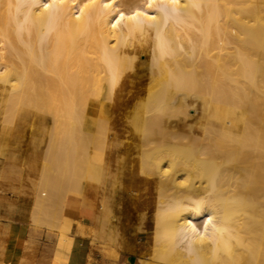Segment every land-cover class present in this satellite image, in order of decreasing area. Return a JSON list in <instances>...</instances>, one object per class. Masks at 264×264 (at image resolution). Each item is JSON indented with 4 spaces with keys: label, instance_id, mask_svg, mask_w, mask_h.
I'll return each mask as SVG.
<instances>
[{
    "label": "bare ground",
    "instance_id": "obj_1",
    "mask_svg": "<svg viewBox=\"0 0 264 264\" xmlns=\"http://www.w3.org/2000/svg\"><path fill=\"white\" fill-rule=\"evenodd\" d=\"M0 107L55 144L35 210L85 180L106 226L115 187L153 183L156 264H264V0H0ZM21 233L0 264H26Z\"/></svg>",
    "mask_w": 264,
    "mask_h": 264
},
{
    "label": "rangeland",
    "instance_id": "obj_2",
    "mask_svg": "<svg viewBox=\"0 0 264 264\" xmlns=\"http://www.w3.org/2000/svg\"><path fill=\"white\" fill-rule=\"evenodd\" d=\"M141 55L140 63H147V55ZM192 110L191 115H195L196 111ZM130 111L131 109L128 110V112ZM3 114V109L0 107V228L7 226L10 230L15 228L22 230L20 240H16L15 243L21 248L22 255L26 257V264H41L38 260L42 253L41 248L47 246L50 242H54L55 253L58 245L65 244L61 236L65 237L67 234L85 239L86 249L89 251L88 261L93 264H124L127 259H129L130 264H136L138 260L156 264L153 256L155 231L153 217L156 212L154 205L158 193H156L153 183H145L138 180L136 183L130 184L129 181L124 180L120 187H115L112 190L115 202L113 201L111 208L114 221L108 222L106 226L97 225L93 228L92 223L83 224L67 217L65 204L68 198L75 197L71 195L66 199L64 209L61 207V209L53 210V212L52 209L50 211H37L38 209L36 207L35 210L34 204L40 198L38 194H41V191H45L39 186L41 175L46 167L45 174L56 175V172L48 164V159L45 160V153L43 152L49 147L47 146L48 143L51 144L50 146L55 144L52 142L53 139L50 140L51 143L48 142L50 139L48 132L37 139L33 138V132L37 126L31 127L27 124L25 126H4L5 123L2 121L5 115ZM115 116L116 114H114ZM119 118L121 119V117ZM123 120H126V118ZM124 125L127 126L126 122H124ZM46 129L50 131L48 126H46ZM51 138H54V136H51ZM128 141L131 142L132 139L128 138ZM40 167L43 172L40 171ZM140 176L145 178L142 174ZM150 179L154 180L155 177H150ZM82 184L85 186L83 196L76 198L88 204L89 186L85 180L82 181ZM94 193L97 195L94 197V204L98 213L100 193L98 185H96ZM42 197L48 198V193ZM32 209L34 212H32ZM56 211L59 217L58 215L56 216L57 213L53 217ZM19 221H24V224L22 225ZM91 228L94 229L92 236L89 235V229ZM100 236L101 239H99ZM99 242L102 244H99ZM68 244L67 247H71V243ZM75 247L72 248L73 252ZM96 247L97 250L95 249ZM69 249L71 250V248ZM49 261L51 264L58 263L53 258L49 259ZM63 261L61 264H69L70 259L64 258Z\"/></svg>",
    "mask_w": 264,
    "mask_h": 264
},
{
    "label": "crops",
    "instance_id": "obj_3",
    "mask_svg": "<svg viewBox=\"0 0 264 264\" xmlns=\"http://www.w3.org/2000/svg\"><path fill=\"white\" fill-rule=\"evenodd\" d=\"M95 208L90 207L83 200L79 198H68L65 204V214L72 220L79 221L83 224H91V218L96 215ZM6 228V227H5ZM5 228L2 230L4 231ZM0 230V232H2ZM10 230V229H9ZM1 239L4 243H8L10 236L8 234L2 235ZM55 250V243L50 242L47 246L41 248V257H39V262L41 264H51L49 259L53 258ZM89 258V251L86 249L85 239L82 237H76V247L72 254V259L70 255L69 264H87ZM124 264H130L129 259Z\"/></svg>",
    "mask_w": 264,
    "mask_h": 264
}]
</instances>
